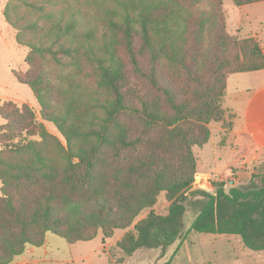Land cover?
<instances>
[{
  "label": "trees",
  "instance_id": "obj_1",
  "mask_svg": "<svg viewBox=\"0 0 264 264\" xmlns=\"http://www.w3.org/2000/svg\"><path fill=\"white\" fill-rule=\"evenodd\" d=\"M213 1L219 50L197 91L188 81L194 14L184 0H8L4 18L27 48L26 69L13 76L62 139L30 106L0 103V264L42 246L48 233L71 244L98 229L102 241L128 229L117 241L126 255L165 252L185 236L188 195L202 200L187 232L237 235L264 250V163L228 188L220 180L212 192L192 189V147L208 141L209 123L231 127L226 77L264 68L258 42L228 34L221 0ZM161 191L167 211L134 222Z\"/></svg>",
  "mask_w": 264,
  "mask_h": 264
},
{
  "label": "rangeland",
  "instance_id": "obj_2",
  "mask_svg": "<svg viewBox=\"0 0 264 264\" xmlns=\"http://www.w3.org/2000/svg\"><path fill=\"white\" fill-rule=\"evenodd\" d=\"M194 14V18L191 21V49L189 51L188 62L190 65L191 73L194 79H186L192 84V87L197 91L200 87L205 85L208 81L210 71L213 68V62L215 56L219 50V21L217 17L218 9L213 0H184ZM8 0H0V103L3 101H13L18 105L26 104L30 106L36 113L39 121L42 122L45 129L58 139H62L60 133L56 129L53 123L42 120L40 117V107L36 99L34 98L30 88L22 83L16 81L13 76V70L23 71L26 69L24 63V57L27 53V48L20 45L15 40L16 30L6 22L3 11ZM220 12L223 20V28L225 31L237 38L253 37L261 47L264 54V2L245 4L235 6L232 0H221ZM238 73V72H236ZM231 76L228 83V91L230 93L235 92L236 87H242L245 84L243 77L245 74ZM238 78V79H236ZM195 80V81H194ZM238 81V84H237ZM241 91V90H240ZM240 97H247L243 91L240 93ZM239 98L235 99L237 103ZM228 97L225 98V105L228 101ZM233 100V99H231ZM236 108L240 110L239 104H235ZM242 110V109H241ZM226 114L232 115L230 112ZM229 120V117L226 118ZM244 119L240 118L236 120V124L242 123ZM232 121V117H231ZM3 122L0 117V124ZM209 138L208 141L202 146L194 145L192 152L196 160L194 181L192 183V189H203L212 191V182L223 180L225 182V188L230 185H236L238 182L245 181L249 178L253 171H257L262 165H258L256 161L255 169L251 170V165L248 161L243 162V166L235 165L234 161L229 160L233 164V171L230 169L225 170L220 168L213 171V151L214 146L220 143L222 146L226 145V139L228 135V129L224 128L220 123L211 122L208 125ZM220 127L222 129H220ZM214 148V149H213ZM216 153L218 151H215ZM220 155L217 153V157ZM229 156V157H227ZM232 155L226 154L225 158H230ZM216 163H220L219 159ZM230 164V163H229ZM202 170L210 172L209 175L199 174ZM202 197L198 195H188L186 201V211L182 220V234L185 236L182 238L181 243L178 244L177 240L172 245L166 248V252L162 260L170 259V264H232L231 259H228V255H224V249H238L242 241L237 235L226 234H208L198 232H187L188 227L191 224L194 216L197 214ZM169 201L166 199L165 191H161L156 196L154 204L150 208H145L139 212L135 217V221H138L145 217L149 211H153L157 214H163L167 211ZM131 228V226H130ZM128 229L115 230L113 235L104 239L105 242L116 239L114 245L117 246V241L123 236ZM97 236L90 241H79L73 243H67L61 237L48 233L47 234V248L51 254H55L61 260L70 258V255L81 256L83 253L90 251L93 247H96L102 242V234L100 229L97 230ZM73 244V245H72ZM178 244V245H177ZM178 246V247H177ZM176 249V253L172 254ZM151 257L154 254L159 255V248H151L148 251ZM235 254V253H234ZM255 257V256H254ZM253 257V258H254ZM226 258V259H225ZM240 258V256H239ZM248 260V259H247ZM254 260V259H253ZM253 260H248L247 264H256ZM264 263V258H261ZM13 260L8 263L12 264ZM43 264V263H42ZM58 264H73V263H58ZM74 264H86V261L77 258Z\"/></svg>",
  "mask_w": 264,
  "mask_h": 264
},
{
  "label": "crops",
  "instance_id": "obj_3",
  "mask_svg": "<svg viewBox=\"0 0 264 264\" xmlns=\"http://www.w3.org/2000/svg\"><path fill=\"white\" fill-rule=\"evenodd\" d=\"M260 2L264 1L254 3ZM261 37L264 39V35ZM236 74H245L246 76L240 75V77L246 80L245 84L242 87H236L235 92H232L230 96L228 91L229 78L235 74L230 73L226 77L225 93L221 103L227 112L233 114V117L231 127L226 136V145L222 146L218 143L214 146L215 149L213 148V171L220 168L233 171L234 166H230L233 163L229 161L232 158L231 161H234V164L237 166H243V162L248 161L252 164V171L257 167L256 165L258 163H264V68L254 71L238 72ZM243 91L247 97L239 98L241 96L240 93ZM227 97L229 100L225 105V98ZM237 98H239L238 103L235 101ZM235 104H239L240 110L236 108ZM240 118L244 120L242 123L236 124V120ZM220 129L222 128L220 127ZM215 151H218L219 157H217ZM226 154H230L232 157L225 158ZM217 159H219L220 163H216ZM199 174L205 176L209 175L210 172L208 173V171L202 170ZM115 241L116 239L109 242L103 240L100 245L93 247L81 256H76L75 251V254L70 255V258L61 260L48 250L46 235L45 242L42 246L27 247L24 253L17 257L12 264H58L61 262L74 264L77 258L85 260L86 264H161L167 259L165 257L162 260L166 251L162 252L161 250L159 255L154 254L151 257H147L150 256L148 254L150 252L148 251H151V249L147 248H138L130 255H126L119 247L114 245ZM224 255H228V259H225H231L232 264H247L246 262L251 259H254L253 262L256 264H264L261 260V258H264V250H251L242 244L238 249H224Z\"/></svg>",
  "mask_w": 264,
  "mask_h": 264
},
{
  "label": "water",
  "instance_id": "obj_4",
  "mask_svg": "<svg viewBox=\"0 0 264 264\" xmlns=\"http://www.w3.org/2000/svg\"><path fill=\"white\" fill-rule=\"evenodd\" d=\"M207 191V190H206ZM208 192H212V191H208Z\"/></svg>",
  "mask_w": 264,
  "mask_h": 264
}]
</instances>
